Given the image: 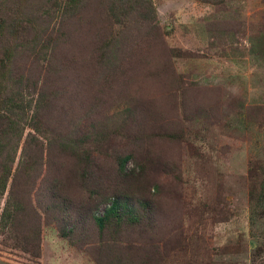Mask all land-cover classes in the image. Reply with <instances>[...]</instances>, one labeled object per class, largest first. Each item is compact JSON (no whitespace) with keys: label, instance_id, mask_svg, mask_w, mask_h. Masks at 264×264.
<instances>
[{"label":"rangeland","instance_id":"374dc122","mask_svg":"<svg viewBox=\"0 0 264 264\" xmlns=\"http://www.w3.org/2000/svg\"><path fill=\"white\" fill-rule=\"evenodd\" d=\"M152 3L153 22L131 16L121 25L96 1L81 20H67L50 13L52 0H4L0 59L13 49L14 77L45 87L62 138L44 142L31 188L23 178L13 183L40 217V256L12 252L0 234V264H96L87 211L99 198L89 195L94 177L106 191L123 186L112 167L117 154L132 155L127 171L150 167L153 184L172 188L156 197L152 235L162 256L151 264L264 262V201L249 193L250 180L264 182V50L252 44L263 36L264 0ZM16 22L29 30L11 37L6 28ZM71 126L76 144L87 136L88 151L102 147L97 160L108 170L84 173L60 152ZM74 225V235L61 236ZM152 231L132 234V252L144 255Z\"/></svg>","mask_w":264,"mask_h":264},{"label":"trees","instance_id":"16d2710c","mask_svg":"<svg viewBox=\"0 0 264 264\" xmlns=\"http://www.w3.org/2000/svg\"><path fill=\"white\" fill-rule=\"evenodd\" d=\"M95 1L104 8L106 18L115 24L122 25L131 16L138 17L141 23L153 22L156 18L152 0H52L53 7L50 13L63 15L67 20L73 18L81 20L82 11ZM3 5L4 0H0L1 24L4 22L2 20L4 13L1 11L5 10ZM28 23L31 24V21ZM28 30L29 27L20 22L6 28L11 37L23 35ZM4 32L0 30V34ZM261 32L263 34L261 39L252 40L253 46L259 49L258 52L264 50V31ZM14 52L13 49H6L3 58L0 59V234L7 233L2 241L4 247L12 252L19 251L34 261L40 256L41 229L38 219L40 217L25 201L24 196L19 198L12 191L13 183L23 178L30 188L33 186L36 175L44 168V142L51 144L53 140L62 138V133L52 126L45 87L38 88L33 81L21 76L14 77L12 74L16 56ZM72 129L73 126L68 128L64 141L58 140L60 152L70 158L72 164L81 165L84 173L100 168V161L97 158L102 152V147L95 151L96 153L88 151L87 136L76 144ZM48 134L52 136L51 140L47 139ZM166 137L182 138L171 134ZM130 160L134 161L131 154H117L112 159L114 171L122 181H125L123 186L115 191H106L105 179L94 177L96 190L89 196H97L99 199L97 203L95 201L91 205L93 208L88 209L87 215L98 236L99 260L96 264H151L162 256L157 246L160 240L152 235L153 227H156L154 218L156 213L161 211V205L155 201L157 196H163L172 188L164 189L158 184H153L150 175H147L150 167H139L136 164L137 169L127 171L126 165ZM102 167H107L105 171L109 169V165L106 164ZM102 167L97 171H104ZM154 167L152 165L151 168ZM261 181L257 179L249 181L251 202L264 201V182ZM173 195L177 196L176 193L168 196ZM53 198L57 199V196ZM3 199L4 203H1ZM100 206H104L102 212H99ZM77 230V226L74 225L67 232L60 234L62 237H68L74 235ZM139 230H153L146 240L141 241L144 255L138 251L132 252L130 243L132 234ZM162 248L166 249L167 245L163 243Z\"/></svg>","mask_w":264,"mask_h":264}]
</instances>
